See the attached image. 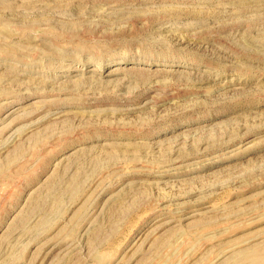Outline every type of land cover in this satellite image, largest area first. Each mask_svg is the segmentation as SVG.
I'll list each match as a JSON object with an SVG mask.
<instances>
[{"label":"rangeland","instance_id":"374dc122","mask_svg":"<svg viewBox=\"0 0 264 264\" xmlns=\"http://www.w3.org/2000/svg\"><path fill=\"white\" fill-rule=\"evenodd\" d=\"M0 264H264V0H0Z\"/></svg>","mask_w":264,"mask_h":264},{"label":"bare ground","instance_id":"6f19581e","mask_svg":"<svg viewBox=\"0 0 264 264\" xmlns=\"http://www.w3.org/2000/svg\"><path fill=\"white\" fill-rule=\"evenodd\" d=\"M21 104V103H20Z\"/></svg>","mask_w":264,"mask_h":264}]
</instances>
